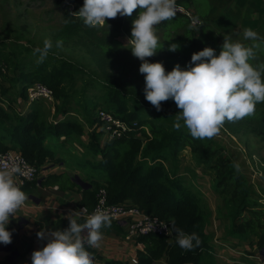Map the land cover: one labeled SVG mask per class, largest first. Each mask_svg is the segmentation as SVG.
Instances as JSON below:
<instances>
[{"label":"trees","instance_id":"obj_1","mask_svg":"<svg viewBox=\"0 0 264 264\" xmlns=\"http://www.w3.org/2000/svg\"><path fill=\"white\" fill-rule=\"evenodd\" d=\"M68 1L74 8L65 13L64 25L56 31L54 38L65 45L86 47L97 61L104 62L102 67L105 80L93 76L86 68L72 61L56 57L39 63L29 58L16 60L12 54L0 48V79L13 83L11 87H6L5 82L0 81V154L16 150L40 171L47 162L57 161V153L63 149L59 145L60 139L75 141L85 148L81 167L88 170L86 177L80 178L92 185L91 188L82 189L83 197L78 203L81 209L86 207V212L90 213L96 206L99 190L106 188L109 203L124 204L136 208L142 214L167 222L174 217L177 227L187 233L196 232L201 239L199 246L188 250L176 243V234L172 240L155 234L141 236L135 240L139 247L138 264H156L160 260H165L166 264H220L211 244L213 239L207 231L212 213L201 199L202 193L191 181L193 176L180 173L179 157L181 151L188 148L196 165L206 168L212 187L223 200V217L229 222L228 238L236 239L244 245L249 240L250 246L256 251L264 249V195L255 197L257 193L254 187L249 184L230 153L212 138L192 137L182 120L179 121L180 128L174 127L177 120L175 115L179 112L174 100L162 101L161 109L157 111L145 99L143 87L131 88L134 93L128 94L125 81L121 79L126 72L125 66L120 68L122 75L112 72L119 51L126 48L118 38L122 34L130 38L132 20L138 9L134 10L132 16L107 18L105 25L92 27L85 25L79 16L73 15L83 5V0ZM232 1H235V9H229L226 13L222 11L216 18L208 13L211 5L209 0H184L183 4L195 9V15L201 19L204 28L217 22L221 27H231L233 24V27L241 26L244 30L254 29L258 33L257 39L242 43L254 49L250 63L257 67L264 66V19L261 21L245 17L244 9L248 0H230L228 3ZM211 8L214 14L215 6ZM189 24L186 17L176 15L156 26L157 30H166V36L171 39H174L172 36L175 33L172 32L176 29L182 28L184 34L189 35V38H178L180 43L187 40L188 44L183 58L185 63L181 68L188 67L191 55L198 51V43L190 35H196L197 30L189 28ZM209 34L211 39H215L220 51L222 43H217L213 31ZM105 57L109 58L111 68L109 64L106 65ZM172 58L174 53H171L166 71L172 67ZM9 69L18 75L9 77ZM79 75L84 78L80 79ZM79 80L83 84L81 90L77 89ZM37 83L46 85L54 92L58 103L55 107V121L64 113L68 100L77 95L85 122L91 127L97 124V128L88 134L85 125L78 120L67 119L54 123L46 119L40 103H48L36 101L29 104L28 88ZM18 88L21 91L18 92ZM94 89H99L93 95L96 101L89 96V90ZM11 93H14L16 101L7 99ZM100 102L106 103L118 118L132 127L134 123L137 126L122 138L107 143L104 132L103 138L99 131L102 124L97 121V114L94 119L89 117V111ZM224 123L234 133L252 131L264 141V101L256 104L252 114ZM85 135L88 136L87 141L83 138ZM63 160L60 158L57 162ZM190 173L196 175L194 169H190ZM29 185L52 186L55 192H64L77 186L75 176L70 175L38 179ZM85 219L77 220L83 222ZM68 225V219H59L51 224V229L62 230ZM102 229L117 235L125 234L124 227L113 221L109 227ZM86 248L93 253L94 258H100L90 246L86 245ZM255 249L251 255H255ZM104 264L124 263L112 260Z\"/></svg>","mask_w":264,"mask_h":264},{"label":"clouds","instance_id":"obj_2","mask_svg":"<svg viewBox=\"0 0 264 264\" xmlns=\"http://www.w3.org/2000/svg\"><path fill=\"white\" fill-rule=\"evenodd\" d=\"M176 0H83V5L73 15L83 19L88 26L105 25L107 18L132 16L131 53L140 59L139 72L144 74L145 99L157 111L161 102L174 100L180 111L174 127L180 128V120L194 138H211L216 135L226 120H239L254 112L258 102L264 101V66H253L250 59L254 55L251 46L233 42L224 36L221 49L205 46L191 55L189 66L181 68L176 64L166 71L162 62H150L147 57L157 54L162 49L156 26L170 20L177 13ZM198 17H193L189 28L200 24ZM246 39L256 40L258 33L252 28L243 32ZM62 41H57V46ZM258 46V45H257ZM53 47L50 39H45L43 46L36 47L42 61ZM180 45L171 43L169 51H177ZM23 174L19 165L0 170V244L12 241L13 230L9 229L10 220L15 212L29 199L27 193L16 184L13 177ZM83 207L79 213L67 214L68 227L64 229L44 230L36 233L46 243L31 253V264H96L94 255L88 246H99L103 238L101 229L111 225L110 214L96 209L80 222L75 216L86 212ZM173 230L176 243L183 249H193L201 244L196 232L187 233L176 226L175 218L162 225Z\"/></svg>","mask_w":264,"mask_h":264},{"label":"rangeland","instance_id":"obj_3","mask_svg":"<svg viewBox=\"0 0 264 264\" xmlns=\"http://www.w3.org/2000/svg\"><path fill=\"white\" fill-rule=\"evenodd\" d=\"M228 2H230V0H209L211 5L208 7V13H210L211 17L213 16L216 18L221 14L222 11L226 13L229 9H235V1H232L231 3ZM222 4L225 6H221ZM212 6H215L214 9L216 10L214 11V14L212 13ZM245 6L244 15L246 18L259 19L261 21L264 19V0H248ZM73 8L74 5H72L68 0H0V48L2 51L12 54L13 58L16 60L29 58L33 59L34 63H39L41 62L39 59V53L34 52V49L38 46L42 47L45 39H50L53 47L49 50L48 55L43 60L49 59L50 57H56L62 60L72 61L86 68V70L93 76L98 78L100 77L102 80H105L102 67L104 62L101 60L97 61L95 55L87 51L86 47L75 44L65 45L63 43L62 45L57 46V41L55 40L54 35L56 31L62 28L64 25L65 13L68 10H72ZM193 10L195 11V9ZM232 25L231 27H221L219 24H217V22L215 24L212 23L211 26H208L207 28H204V25H201V28L196 29V35H190L193 41L198 43V51L202 50L205 46H210L216 49L217 54L219 53V49H217L215 39L212 38L214 40L213 42L209 37V33L211 31L215 33L218 41L217 43H223L225 35L233 42L239 41L242 43L247 41V43H250V39H246L243 35V27H233ZM206 32L207 34H205ZM184 33V29H176L175 32H172V34H174L172 37L175 39L170 40L168 38V44L164 47L166 50L163 49L161 52L158 51L160 52L158 54L159 58L161 57L158 60L162 62L165 69L168 65L167 63L169 62L171 52L174 53V58L170 59L172 62V67L170 70H172L176 64L183 66V63H185L183 58L185 57V51L187 50L188 46L187 40H184L182 43H180V40L178 39L179 37L189 38V35L186 36ZM124 43L128 44V42L123 40L122 44ZM171 43L179 44V49L177 51H169L168 49ZM130 48L131 45H128L126 48H124V50L119 51V56L116 59L117 64L112 70L114 73L121 74L122 71L120 68L125 66L126 72L121 79L125 81V88L128 94L134 93L131 88L137 89L139 87H145L144 74L139 72L141 61L131 53ZM146 59L150 61L149 57ZM105 62L106 65H108L109 58L105 57ZM109 68H111L110 64ZM7 74L11 78L18 75L11 69L8 70ZM79 78L83 79L84 77L79 75ZM0 81L3 80L0 79ZM3 82H5L6 87H11L13 85L10 80H4ZM82 86L83 84L81 80H79L77 83V89L81 90ZM98 90L99 89L89 90V96L94 97L93 95L98 93ZM19 91L21 90L18 88V92ZM7 99H10L11 102L16 101L14 93H11ZM78 101L79 97L77 95L68 100V104L65 106V111L59 121L67 119H71L73 121L78 120L83 125H85V130L89 134L94 129H96L98 125L95 124L92 128L90 124L85 122L84 116L80 113ZM57 104V101L51 106L45 103H40L42 112L46 119L55 122L56 114L53 112V110H55ZM175 108L177 111H180L176 105ZM100 110H106L114 113L113 110L108 108L106 103L100 102L96 107L94 106L89 111V117L94 119L97 114L98 121V112ZM20 111L21 110L19 109V112ZM99 131L103 136L102 126L100 127ZM83 138H85L87 141L88 136L85 135ZM211 138L220 143L233 157L235 164L239 167L243 174L246 175L247 179L249 180V184L254 187L257 193L255 197L258 198L259 195H264V141L262 138L252 131L245 132L242 130L238 133H234L225 123L221 127L220 131ZM61 146L65 151H67L69 148L70 152H73L78 156L84 154L82 151L80 152L79 150H75L72 145H67L66 147L64 145ZM63 149L60 150V152L65 153ZM188 151V148L181 151L182 155L179 157L181 163L180 173L193 176L191 181L202 193L200 197L208 205V209L212 213L211 222L207 227V231L211 234V238L213 237V240L216 237L218 241L213 242L214 245L217 246V259L224 262L225 264H238L234 261H237L235 260L237 257H240L241 259L244 258L242 255L243 251L248 252V249L255 248L250 246L249 240H246V245H244L237 242L236 239L231 237L227 238V227L229 226V222L223 217V200L212 187L211 178L205 171L206 168L204 169L203 166L196 165ZM66 157H68V155H66ZM190 169H194L196 175L191 174ZM72 171L76 172V170ZM78 171L82 172L84 177L86 176V169H78ZM83 175L81 174L80 177ZM38 179H40L39 176L37 180ZM62 196L64 197L65 195ZM101 232L106 238L108 236H113L112 239H106V242L109 243L107 248L111 249L106 252L107 248L105 249V246H103L102 249L106 253L102 254L98 253V251L97 253L104 259L106 257L112 259L122 257L126 259L125 262L128 264V247L126 244H124L123 240L119 239L123 238L124 235H118L119 238H117V236L113 233L110 235L109 232ZM222 237L223 240L221 239ZM253 254H255L253 256H256V259L249 261L250 264H260L262 261H264V258H262L259 254V250L256 251L255 249V253ZM94 259L96 263L101 264L102 261L99 260L100 258Z\"/></svg>","mask_w":264,"mask_h":264},{"label":"crops","instance_id":"obj_4","mask_svg":"<svg viewBox=\"0 0 264 264\" xmlns=\"http://www.w3.org/2000/svg\"><path fill=\"white\" fill-rule=\"evenodd\" d=\"M118 16H119V14L117 15V17ZM157 35L159 37L160 43L163 44L162 49H160V50L158 49V51L161 52L163 49L166 50L164 47H165V45L168 44V41H169L168 37L166 36V30L161 29V28L158 29ZM118 39L121 42H123V40L125 42H128L129 37L125 34H122ZM121 39H123V40H121ZM169 39L171 40L170 37H169ZM128 45H131V44L130 43L129 44H126V43L123 44L124 47H126ZM160 52H157L156 55L149 57L150 62H157V61L160 62V60H158L161 58V57L159 58V55H158ZM171 53H173V52H171ZM171 53H170V56H171ZM167 56H169V55H167ZM53 112H55V110H53ZM61 117L62 116H60V118ZM60 118L57 121H59ZM57 121H55L54 123H57ZM59 144L64 145L65 147L67 145H69V146L72 145L73 148H75V150H79L80 152L85 151V148L81 144L76 143L75 141L70 142L66 139H60ZM64 152L65 153L59 151L57 153L56 158H55L57 161L60 158L64 159L63 162L59 163L57 161L56 162L49 161L46 163V165L43 168L40 169V171H39L40 179L49 178V177H53V176H61V175H70V176H79V177L81 174L83 175V173L78 171V169H84L83 166L81 167V162H83L84 154H82L81 156H78L75 153L70 152L69 148L67 151L64 150ZM64 154L68 155V157H66V155H64ZM180 167H181V163H180ZM72 170H76V172H74ZM87 172H88V170H87ZM85 177H84V175L81 176L82 179ZM13 179H14V177H13ZM64 179H66V182H68L67 178H64ZM72 181L74 182L73 179H72ZM55 185H57V184H55ZM80 188L81 187L79 185H77V186H74L72 189H67L64 192H55V191H53L52 186H41V187L40 186H34V187H32L30 185L29 186L26 185L23 188V190H25V192L29 196V199L27 201H25V204L23 206H21L15 212L14 218H12L10 220V224L8 227L10 230H13L12 241H11V243H9L7 245L0 244V264H30L31 263V253L34 250H37L38 248L42 247L46 243V241H42L41 239H39L37 237L36 233L38 231H40L41 229L52 230L51 224L55 223L59 219H67V214L70 211H74V213H79L81 211V207L79 206L78 203L82 199L83 194H82V188H81V190H80ZM62 195H65V196L63 197ZM88 213L85 212L84 214L79 215V216H75L74 218H76V219L83 218V217L86 218ZM140 218H141V215L130 216V217L124 218V220L120 223V225H122L125 229V234H124L123 238H119L118 235L114 232L109 233L110 235L112 233L115 234L117 236V238L123 240L124 244L127 245V247H128L127 251L129 253V255L127 256V260H129L128 264H133L131 260L133 258L137 257L139 247L137 246L135 240L127 238V235H126L127 228H128V225L130 224V222H132L133 220L140 219ZM101 231L106 232V230H104V229H101ZM107 238L112 239L113 236H108ZM107 238L103 236L102 240L99 242L98 247H95V246H90V247L96 253H97V251H98V253H102V254L106 253L108 250L111 249V248H107L109 245V243L106 242ZM212 239H213V237H212ZM221 239L223 240V237ZM213 242H218L216 237L214 238V240L212 241L211 244L214 247V252L216 254L215 256L217 259V250H216L217 246L214 245ZM6 246H12L13 250H17L19 252V256L17 258H11L10 252L3 250V247H6ZM103 246H105V249L107 248L106 252L103 251V249H102ZM248 250H249L248 252H245V251L242 252V255L244 256V258L242 257L243 259H241L240 257H237L235 259L237 261H234V262H236L238 264H250L249 261L255 260L256 256L251 255L252 254L251 252H253L254 249L250 248ZM232 251H233V249H232ZM98 253H97V255L100 257L99 260L102 261L101 264H104V263H106L108 261H112V260H117V261L123 262L124 264H127L125 262L126 259H124L122 257L121 258H115V259L106 257L104 259ZM217 262L220 264H225L224 262L219 261L218 259H217ZM156 264H166V261L160 260ZM261 264H264V261H262Z\"/></svg>","mask_w":264,"mask_h":264},{"label":"built area","instance_id":"obj_5","mask_svg":"<svg viewBox=\"0 0 264 264\" xmlns=\"http://www.w3.org/2000/svg\"><path fill=\"white\" fill-rule=\"evenodd\" d=\"M176 3L178 5L176 15L186 17L191 23L192 18L196 17L193 8L186 7L183 4L184 0H176ZM199 20L201 23L194 25L192 27L193 29H198L202 25L201 19ZM28 96L29 104L36 101H44L51 106L56 102L53 90L41 83L30 86L28 88ZM98 119L102 124V131L104 132L107 143L122 138L127 132L132 131L133 128L137 126V124L134 123L132 127L121 118H118L113 113L106 110L99 111ZM13 165H19L23 169V174L14 175V181L22 189L26 185L38 181L37 178L39 176V169L30 164L20 152L16 150H9L6 153L0 154V170L9 168ZM96 209L107 211L111 216V221L117 223H121L125 217L141 215L140 219L133 220L128 225L126 233L127 238L136 240L141 236L151 234L163 236L168 240H172L175 237V232L171 229L168 230L171 225L162 227V225L169 223L166 220L159 219L155 216L142 214L136 208H130L124 204L109 203L106 188H101L99 190L96 206L90 213ZM132 262L133 264H138V258H133Z\"/></svg>","mask_w":264,"mask_h":264},{"label":"water","instance_id":"obj_6","mask_svg":"<svg viewBox=\"0 0 264 264\" xmlns=\"http://www.w3.org/2000/svg\"><path fill=\"white\" fill-rule=\"evenodd\" d=\"M75 183L79 185L80 187H82V189H88L92 187L91 184L82 180L79 176H75ZM3 250L10 252L11 258H17L19 256V252L17 250H13L12 246L3 247ZM259 254L262 258H264V249L260 250Z\"/></svg>","mask_w":264,"mask_h":264}]
</instances>
